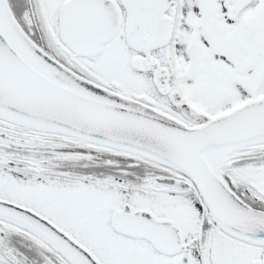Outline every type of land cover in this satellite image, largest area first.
Here are the masks:
<instances>
[{"label":"snow or ice","instance_id":"obj_1","mask_svg":"<svg viewBox=\"0 0 264 264\" xmlns=\"http://www.w3.org/2000/svg\"><path fill=\"white\" fill-rule=\"evenodd\" d=\"M0 264H264V0H0Z\"/></svg>","mask_w":264,"mask_h":264}]
</instances>
